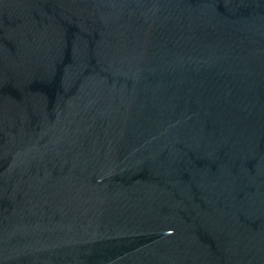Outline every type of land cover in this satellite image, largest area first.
<instances>
[{
    "label": "water",
    "instance_id": "water-1",
    "mask_svg": "<svg viewBox=\"0 0 264 264\" xmlns=\"http://www.w3.org/2000/svg\"><path fill=\"white\" fill-rule=\"evenodd\" d=\"M0 264H264V0H0Z\"/></svg>",
    "mask_w": 264,
    "mask_h": 264
}]
</instances>
